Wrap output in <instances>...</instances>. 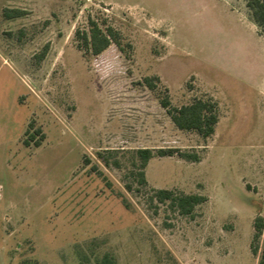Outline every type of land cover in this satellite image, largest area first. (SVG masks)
<instances>
[{
  "label": "rangeland",
  "instance_id": "374dc122",
  "mask_svg": "<svg viewBox=\"0 0 264 264\" xmlns=\"http://www.w3.org/2000/svg\"><path fill=\"white\" fill-rule=\"evenodd\" d=\"M89 18L124 49H78ZM165 89L175 107L214 100V134L178 129ZM143 148L199 161L155 155L140 185ZM107 150H118L109 165ZM154 189L207 200L182 216L151 201ZM257 215L264 28L245 0H0V264H258Z\"/></svg>",
  "mask_w": 264,
  "mask_h": 264
},
{
  "label": "trees",
  "instance_id": "16d2710c",
  "mask_svg": "<svg viewBox=\"0 0 264 264\" xmlns=\"http://www.w3.org/2000/svg\"><path fill=\"white\" fill-rule=\"evenodd\" d=\"M246 7L249 9L254 23L264 28V0H245ZM24 11L20 9H5L4 16L7 19L20 17ZM75 38L77 40V47L84 52H90L92 55L97 56L104 52L112 43L119 49L123 50L121 43V33L116 30L112 25L99 23L98 21L89 18L87 28L77 29L75 31ZM129 47V44H126ZM44 53V52H43ZM158 81V77H146L143 83L150 90H155L157 85L154 81ZM161 107L166 111V114L171 119L172 123L180 130L195 131L203 138H208L215 132V127L219 120L218 105L212 99L196 98L191 103L175 107L172 105L167 90L165 89L164 95L159 98ZM33 138V136H30ZM27 143V142H26ZM36 145H40L36 142ZM107 155L99 154V157L104 160L106 165H109V159L113 157V151L107 150ZM175 153L179 157L192 162L199 161L196 154L182 152L179 149L166 148L158 149L154 153L149 148L135 150L137 161L134 162L138 168L137 182L140 185L147 183L144 170L149 160L155 155L159 157L173 156ZM114 164L119 167L118 160ZM130 189V186H127ZM151 201H158L164 203L168 201L169 207L178 212L179 215L192 217L195 208L203 204L207 198L199 194H185L175 192L167 189H154L153 195L150 197ZM253 240L251 243V252L254 256H258V264H264V217L257 215L253 221ZM100 264H115L114 260L105 255Z\"/></svg>",
  "mask_w": 264,
  "mask_h": 264
}]
</instances>
